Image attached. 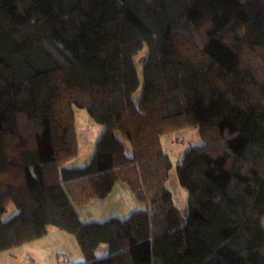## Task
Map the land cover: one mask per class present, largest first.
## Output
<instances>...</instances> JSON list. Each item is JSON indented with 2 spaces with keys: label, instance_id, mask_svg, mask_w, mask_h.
I'll return each instance as SVG.
<instances>
[{
  "label": "trees",
  "instance_id": "16d2710c",
  "mask_svg": "<svg viewBox=\"0 0 264 264\" xmlns=\"http://www.w3.org/2000/svg\"><path fill=\"white\" fill-rule=\"evenodd\" d=\"M73 107L103 130L68 168ZM188 128L180 210L160 137ZM117 183L142 208L81 222ZM263 216L264 0H0V254L54 227L78 264H264Z\"/></svg>",
  "mask_w": 264,
  "mask_h": 264
},
{
  "label": "rangeland",
  "instance_id": "374dc122",
  "mask_svg": "<svg viewBox=\"0 0 264 264\" xmlns=\"http://www.w3.org/2000/svg\"><path fill=\"white\" fill-rule=\"evenodd\" d=\"M147 53L144 49L135 59L136 69L141 80L140 58ZM139 90L134 95L137 100ZM74 125L77 140V155L65 164V167H82L92 156L94 146L103 128L92 121L85 110L73 107ZM163 152L168 156L172 168L168 173L166 186L172 194V200L180 210L186 209L187 193L182 189L176 178L175 165L181 159L186 149L201 145L202 141L195 128L175 131L160 137ZM127 154L130 147L125 143ZM79 220L83 223L104 222L109 218L126 219L133 211L142 208L135 201L128 187L117 183L112 193L104 200H94L82 206H74ZM16 213L13 205H9L2 217L7 221ZM264 228V217L262 219ZM107 247L101 245L95 253L96 258L104 257ZM83 261L81 251L73 235L60 232L50 227L47 235L23 247L0 254V264H78Z\"/></svg>",
  "mask_w": 264,
  "mask_h": 264
},
{
  "label": "crops",
  "instance_id": "0c3cea01",
  "mask_svg": "<svg viewBox=\"0 0 264 264\" xmlns=\"http://www.w3.org/2000/svg\"><path fill=\"white\" fill-rule=\"evenodd\" d=\"M264 217V216H263ZM263 219V218H262Z\"/></svg>",
  "mask_w": 264,
  "mask_h": 264
}]
</instances>
